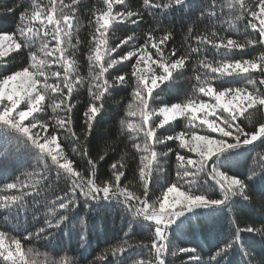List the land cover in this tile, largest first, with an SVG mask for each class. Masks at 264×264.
I'll use <instances>...</instances> for the list:
<instances>
[{
    "label": "snow or ice",
    "instance_id": "1",
    "mask_svg": "<svg viewBox=\"0 0 264 264\" xmlns=\"http://www.w3.org/2000/svg\"><path fill=\"white\" fill-rule=\"evenodd\" d=\"M81 4L82 0H28L18 14L15 32L0 34V133L15 141L16 160L24 167L0 188V264H81L75 255L83 257L80 249L86 251L88 216L95 204L111 201L122 206V218L131 219L125 238L105 249L93 264H176L177 258L180 264H227V257L236 251L245 264H264V255L259 261L251 257L242 236L264 237V223L241 227L234 219L232 237L207 260L197 247L180 246L171 238L191 227V216L198 210L221 215L237 197L253 205L257 195L264 209V153L249 157L252 166H246L244 173L229 174L231 164L249 146L257 141L264 146V120L252 119L254 113H264V51L259 57L244 58L248 49L264 48V0H206L198 19L208 27L195 34L189 27L185 53L179 56L175 48H167L173 39L170 28L148 30L143 43L134 34L111 42L109 32L115 26H140L144 20V11L131 9L127 0H101L102 6L88 8L90 38L81 40ZM190 7H194L190 0H142L143 10L157 25L164 15ZM4 11L14 13L15 8ZM81 45L87 49L86 76L79 72ZM238 53L240 58L235 59ZM17 57L21 63L8 70ZM133 57L134 63L125 64ZM193 59L191 93L181 102L162 100L161 86L171 88L174 73L183 75ZM118 65L131 71L121 72ZM229 77L243 81V86ZM216 81L222 83L215 85ZM79 87H86L88 99L83 131L78 134L73 94ZM126 88H131L130 99L123 104L115 95ZM109 102L123 107L119 133L129 141L141 191L133 190L136 185L130 182L121 183L129 151L110 163V175L104 180L98 176V165L107 152L98 159L89 154V137ZM157 102L160 106L154 107ZM173 116L185 118L186 130L168 129L173 134L157 135ZM169 141L178 143L173 147ZM173 153L171 179L167 166ZM73 156L86 160L88 175L74 167ZM10 158L7 150L0 151V167ZM155 188L160 191L153 198ZM82 207L83 216L78 215ZM141 220L150 238L131 242L133 225ZM65 228L78 238L73 255L41 253L34 247L40 242L46 247L53 244ZM40 255L44 258L38 262Z\"/></svg>",
    "mask_w": 264,
    "mask_h": 264
},
{
    "label": "trees",
    "instance_id": "2",
    "mask_svg": "<svg viewBox=\"0 0 264 264\" xmlns=\"http://www.w3.org/2000/svg\"><path fill=\"white\" fill-rule=\"evenodd\" d=\"M28 0H0V34L13 33L15 32V26L18 22L17 17L22 7L27 4ZM128 6L131 9H141L144 11V20L141 22L140 26L125 25L121 24L115 26L114 31H110L109 35L111 37V42L113 44L118 42V39L130 34H134L139 43H143L145 38L144 34L153 28H170L173 32V39L169 40L167 48L170 50L175 48L177 50V56L184 54L186 50V45L184 43V36L187 34L188 28H194V34L202 32L208 27L206 21H199V11L198 9L206 3V0H190V4L194 7L190 9L176 12L172 11L169 14L164 15L160 19V24L157 25L153 22V17L148 15L146 10L142 8V0H127ZM92 6H102L101 0H82L80 6L81 10L79 13L80 23L82 27L79 31V37L81 40L86 41L89 39V27H88V8ZM7 8H15L14 13H7L4 10ZM122 6L116 5V9H120ZM114 9V10H116ZM241 30H243V24L239 25ZM162 31H157V35H161ZM233 38H236L235 33H228ZM125 48L127 46H124ZM87 49L81 45L80 50L77 52V59L79 61V72L81 75H87V60L84 53ZM123 51V49L121 50ZM154 52L155 50L152 49ZM261 51L264 48L257 47L256 49H248L247 54L244 58L251 59L259 57ZM167 54V53H166ZM175 58V57H173ZM211 58V56H210ZM239 59V53L234 57ZM135 57L132 61L125 62V64L134 63ZM195 59L188 62L183 75L176 74V79L172 84L171 88L167 85H162L165 91L162 93L161 99L169 102H181L185 97L191 93L192 85L195 84L194 72L192 65ZM21 63V58L17 57L16 60L11 61L7 65V69L10 70L15 68ZM150 64V61H149ZM118 69L121 72H130L131 69L118 65ZM113 74L117 72V69L110 70ZM0 74H3V70H0ZM254 75L259 79V74L254 73ZM229 80H234L237 86H243V81H240L236 77H229ZM215 85H219L222 81L214 82ZM264 87V86H261ZM156 91H159L157 89ZM131 88H126L120 90L118 94L115 95V100H121L123 104H126L130 99ZM73 102L76 104V108L73 112V117L75 121V130L77 133H82L83 131V110L87 103V90L86 87H79L76 92H74ZM204 100H208V97H204ZM159 102L154 107H158ZM123 117V107H118L114 102H109L107 104V112L102 120L95 125L92 135L89 137L88 150L89 154L98 159L100 155L105 156L104 161H100L98 165V176L101 180L107 179L110 175L109 165L113 160L119 159L125 151H129V156L126 158L128 162V170L126 171V178H122L121 183H129L131 185H136L133 189L135 191H141L139 188L136 178H135V167L136 160L131 156V150L128 147L129 141L126 135H120L119 133V119ZM99 119V118H98ZM133 121L136 118H130ZM154 119H162L161 117H154ZM253 121L264 120V113H254L252 116ZM198 122V121H197ZM186 120L184 117L178 118L169 124H166L164 128H160L157 131V135H169L174 132H179L185 129ZM215 135V134H213ZM178 141H169L168 144L175 147ZM16 145L15 141H7L4 139L3 134L0 133V151L7 150L11 154L9 162L0 167V188L3 187L5 183H9L15 176L20 175L24 170L23 164L16 160L18 153L15 151ZM158 150H164L163 145L157 146ZM257 153H264V146H261L257 141L254 146H249V150L245 152L244 156L238 157L230 167L229 174L236 173L242 174L246 171V166H252V160L249 157L255 158ZM69 154L70 150H69ZM27 159V158H25ZM74 167L84 172L88 175L86 171V160L73 156ZM175 155H171V160L168 167V171L171 174V179L175 178L174 165ZM61 188L64 187L63 182L60 185ZM159 188H155L153 198L159 195ZM255 203L249 205L244 202L241 198H234L233 203L229 209L225 210L224 214L210 216L205 210H198V213L191 216V227H186L183 231H177L171 234V238L174 243L180 246H191L197 247L200 254L205 260L208 256L214 254L216 250L223 247L224 244L232 237L234 232L233 220L241 226L244 227L246 224H254L255 226H261L264 223V209L260 207L259 196L253 195ZM86 210L82 207L78 215H85ZM122 206L116 201L111 202H101L95 204L92 213L88 216L89 224V238L86 245V251L80 249L84 252L83 257L78 254L75 255V259L81 261V264H93L96 257L99 256L105 249L110 246L116 245L121 242L124 237V232L127 231V222L131 217L122 218ZM145 222L142 220L139 224L133 225V232L130 234V241H147L149 237V230L146 227H142ZM243 244L247 248L251 257L255 261H259L260 257L264 255V237L258 234L243 233ZM46 242H40L34 245L41 253L46 250L49 253L53 251L61 254L73 255L74 250L78 249V238L71 228H65L62 233L59 234L58 239L51 245L45 246ZM127 255V254H126ZM43 255L37 256L36 260L42 261ZM186 259V257H185ZM100 264V262H96ZM176 264H180L179 258L176 260ZM227 264H245V259L242 258L240 252L236 251L227 257Z\"/></svg>",
    "mask_w": 264,
    "mask_h": 264
},
{
    "label": "rangeland",
    "instance_id": "3",
    "mask_svg": "<svg viewBox=\"0 0 264 264\" xmlns=\"http://www.w3.org/2000/svg\"><path fill=\"white\" fill-rule=\"evenodd\" d=\"M23 106V105H22ZM200 115V113H197V116H199ZM162 118V117H161ZM178 118H181L180 116H173L172 117V119L170 120V122H173V121H175L176 119H178Z\"/></svg>",
    "mask_w": 264,
    "mask_h": 264
}]
</instances>
